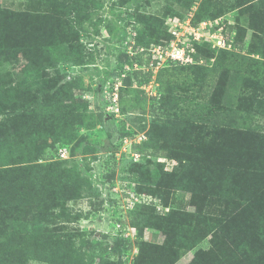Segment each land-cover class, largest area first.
<instances>
[{"label":"trees","instance_id":"16d2710c","mask_svg":"<svg viewBox=\"0 0 264 264\" xmlns=\"http://www.w3.org/2000/svg\"><path fill=\"white\" fill-rule=\"evenodd\" d=\"M131 1L126 0L128 3ZM175 1L184 7L189 4L188 0ZM205 1L201 2V6L193 15L192 24L209 17H216L213 11L210 12L209 5L204 3ZM89 2L90 0H54L52 6L57 11L55 20L48 21V18H42L41 28L35 32H31L32 27L23 19L15 16L13 11L8 9L4 13L1 11L0 58L16 63L20 50H27L28 55H24L27 63L20 67V73L23 80L29 81H36L45 68L54 65L50 61V46L55 49L56 61H68L71 53L79 57L76 62L89 63L86 58H89L91 54H85L87 56L82 54L83 45L81 44L80 49H77L70 44L74 40L73 32L75 33L70 13L78 15L79 4L87 7ZM124 4L125 2H120V5ZM68 8L71 12L66 13L64 16L67 18L62 21L65 17L59 16L58 12L61 13V10ZM128 8L129 6L126 10ZM124 12L126 11L125 9L123 11V8L112 11L113 26H108L112 36L105 38V41L126 42L131 35L126 27L120 26L119 28L117 24L118 19H123ZM174 14H179V12L172 7L166 8L160 18L138 13L137 21L141 19L142 25L133 30L136 32L135 45L147 47L152 43H158L163 37L170 40V34L164 29L166 28L164 20L167 15ZM130 17L132 18V15ZM5 18L10 22L3 23ZM249 24H254V20ZM57 27L61 30L58 31ZM54 29L55 33L52 32ZM245 36L246 31H242L238 36L236 34L233 49L222 50V54H232L236 48L245 54L254 53L264 57V45L260 38L254 34L246 46V42L243 41ZM76 39L78 40L79 37ZM194 45L197 49V52L193 53L196 62L171 63L168 66L192 69L198 74L196 70L204 69L199 64L201 57L205 56L210 59L214 51L202 43L194 42ZM250 58L255 59L252 56ZM134 59L139 60V55H135ZM128 63L131 64L130 59ZM214 68L217 67L214 66ZM103 71L105 72L104 77L98 80L100 86L104 85L109 75L116 74V71L110 68H105ZM159 71V76H161L163 69ZM146 74L149 79L151 76L149 71H132L135 78ZM222 74L221 72L220 81L211 93L194 94L190 100L194 105L190 110L191 115L195 114L199 119L210 118L213 107L224 101L227 87L226 74ZM145 81L147 82V80L143 82ZM51 87L35 88L30 100L28 96H17L16 103L11 105V108L17 111V106L24 108L25 103L28 102L36 106L41 105L46 112H53L54 119L62 117L69 112L71 105L60 99L58 92L51 97L50 94L54 91ZM96 89L99 88L96 87ZM118 93L120 100L123 96L121 87ZM153 97V99L158 98L159 106L163 108L180 104L187 99L185 94L171 93L169 83L165 86L159 83L157 96ZM241 97L232 110L244 113ZM141 101L143 103L146 101L145 96ZM8 104L3 102V95L0 92V115H5V118L0 120V144L11 145L4 159L5 162L0 167V220L10 222L16 235L11 236L10 233L2 230L0 264H28L29 260L43 261L47 264H124L121 260L114 261L110 258V255L114 253H118V257H121L124 250L120 251L115 247L109 249L107 246L101 248V241L97 240L98 238L92 240L94 246L99 244L95 247L98 252L93 257V254L88 255L84 250L82 240L76 244L71 234H65L62 237L55 232L54 227L48 229L49 224H54L56 218L68 219L71 216L72 212L66 206L67 201L77 200L92 193L91 182L84 178L83 180L80 177L77 178L75 174L77 170L80 173L89 171L86 158L75 159L74 171L63 166V163L70 160L72 155L67 159L61 160L56 157L53 159L49 157L51 154L45 153L43 146L39 148L38 144L33 141L28 143L12 140L14 133L22 134L26 128L24 130L15 129V120L8 110ZM221 104L223 108H219L218 112L225 109V104ZM259 109L255 111L257 114L260 113ZM74 119H76L73 120L74 128L70 129V126L63 125L61 130L55 129V142L72 141L73 134L71 133H74V136L78 135L79 128L83 127V120L75 116ZM8 123L10 127H7ZM159 126L158 123L154 124L147 132L148 138L133 145L138 152L143 153L142 159L147 164L129 159L124 160L122 165L129 163V171H134L140 177L137 181L148 184L146 193L151 192L160 197L164 205H168L175 190H183L190 193V203L196 209L195 212L172 209L168 214L162 215L157 212L154 205L151 206L152 204L147 207L138 204L135 209L131 210L132 224L141 230L147 226L161 232L164 236L161 244L143 241L134 259V264H173L182 252L193 248L208 235H211L210 248L197 250L189 264H264V135L262 137H257L255 133L251 135L248 132L250 130L239 127L238 123L232 126L214 123L211 127L201 128V125L192 117H186L174 126L171 137L169 132L166 134ZM41 130L46 133L47 127L43 124ZM28 131L31 132L30 128ZM43 132L38 133L42 135ZM247 132L249 135L246 134ZM173 142L182 144L183 149L169 148V143ZM198 142H201V145L204 143L206 147L199 153L192 150ZM86 144L79 139L74 150L83 154L87 148ZM87 145L97 149L95 142ZM59 146V144L55 145V153ZM186 146H188L187 150H185ZM149 149H153L155 153L162 149L166 150L169 158L178 161L177 166L170 172L165 171L163 163L152 160L145 153ZM73 152L71 149L70 154ZM115 152L116 148L112 147L113 156ZM137 189L142 192L146 190L139 185ZM46 207L49 208L45 214L44 208ZM55 208L60 209V212L53 213L51 210ZM23 210L27 212L36 210L37 214L33 215L34 220L22 214ZM76 215L79 216L78 213ZM112 239L122 243V239L118 236Z\"/></svg>","mask_w":264,"mask_h":264},{"label":"rangeland","instance_id":"374dc122","mask_svg":"<svg viewBox=\"0 0 264 264\" xmlns=\"http://www.w3.org/2000/svg\"><path fill=\"white\" fill-rule=\"evenodd\" d=\"M53 1L0 0V14L1 11L4 13L7 9L13 11L15 16L23 19L32 27L31 32H35L41 28L42 18H48V21L55 20L57 11L52 6ZM202 1L188 0L187 7L175 0H132L131 3L126 0H90L87 7H82L80 3L77 10L79 14L75 16L74 13H70V20L74 22L75 28L74 40L70 44L77 49L83 45L82 54L84 56L91 54L89 58H86L89 63L76 62L79 57L71 53L68 61H56L55 49L50 46V61L54 65L45 68L36 81L23 80L21 77L20 67L27 63L24 58V55L27 56L29 53L27 50H20L16 63L0 58V92L3 95V102L9 103L8 110L14 117L15 129L24 130L26 128L22 134L14 133L12 140L28 143L33 141L38 144L39 148L43 146L45 153L51 154L49 157L53 159L55 157L61 160L67 159L72 155L70 160L63 163V166L69 169L74 168L75 159L86 158L90 173L73 170L77 178L80 177L82 180L84 178L91 182L92 193L77 200L67 201L66 206L72 212L71 216L68 219L56 218L55 223H50L48 229L54 227L55 232L62 237L65 234H71L76 244L82 240L83 248L88 255L96 256L98 249L95 247L99 244L94 246L92 240L98 238L97 240L101 241V248L107 246L109 249L115 247L120 251L124 250L121 257H118V253L110 255L112 260H121L124 264H134V259L139 253L140 244L143 241L159 244L163 242L164 236L161 232L147 226L141 230L131 223V210L135 209L138 204L145 207L152 204L151 206L154 205L157 212L162 215L168 214L172 209L195 212V206L190 203V193L175 190L168 205H164L160 197L151 192L146 193L148 184L137 181L140 177L134 171H129V163L122 165L124 160L129 159L134 162H145L142 159L143 153L138 152L133 145L147 139V132L154 124L158 123L159 127H162L166 134L169 132L170 136L174 126L185 120L186 117H192L195 122L201 125V128L211 127L214 123L226 126L238 123L239 127L245 128L247 131L250 130L248 132L251 135L254 133L257 137L264 135V88H262L264 87V57L254 53L245 54L236 48L232 54L223 55L222 50L231 49L213 48L212 42L203 38L197 43L210 47L214 51V55L210 59L205 56L201 57L202 61L199 64L204 69L196 70L198 74L194 73L192 69L170 67L168 64L164 66L166 69L162 68L161 76H159V70H162L160 68L156 75L153 74L149 79H147V74L135 78L132 75L133 69L127 67L131 55L127 52L126 42L109 41V43L105 41V38L108 39L112 36L108 26H113L112 11L117 8H123V11L124 9L126 11L122 15L123 19H118L117 24L119 28L120 26L126 27L129 34H133V30L142 25L141 19L139 22L137 21L138 13L160 18L166 8H174L179 14L167 15L164 20L165 32L172 38L170 29L173 27L184 32V22L188 20L192 22V17L201 6ZM120 2H125L126 5L122 6ZM204 3L209 5L210 12L213 11L216 16L204 20L211 21L213 25L218 22V26L223 27L225 33L223 34L228 40L233 42L236 34L238 36L242 31H246V38L243 40L246 42V46L254 34L260 38L264 45V0H206ZM128 6V10H126ZM68 12H71L70 8L61 10V13L58 12V14L64 18ZM252 20H254V24L250 25L249 22ZM4 22L9 23L10 21L5 18ZM57 30L60 31L61 28L57 27ZM52 32L55 33V29ZM76 37L79 39L77 40ZM170 40L163 37L157 44L169 46ZM21 42L23 43L22 39ZM195 52H197L196 46ZM105 68L116 71V74L109 75L104 85L100 86L98 80L104 77L103 70ZM143 72L147 71L143 70ZM221 72L222 75L226 74L227 92H225L224 101L221 102L225 104V109L218 112L219 108H223L219 103L213 107L210 118L199 119L195 114L191 115L190 110L194 105L190 100L194 94L211 93L220 81ZM144 80L147 82H143ZM156 83L158 85L162 83L164 86L169 83L171 93L185 94L187 99L167 108L159 106L158 98L153 99L154 97L149 95L150 88L156 87ZM49 86H52L51 88L54 90L50 94L51 97L58 92L59 98L71 105L69 112L62 117L54 119L53 112H46L41 105L36 106L28 102L25 103L26 107L24 108L17 106V111L11 108V105L16 103L17 96H28L27 98L30 100L35 88L42 89ZM198 86L201 88L198 89ZM96 87L99 89L97 90ZM120 87L123 93L122 99L119 100L118 95L116 102L113 103V93L119 92ZM144 96L146 101L143 103L141 99ZM240 96H242L241 106L245 109L244 113L232 110ZM258 109L260 110L259 114L255 112ZM4 116L1 114L0 120L5 118ZM74 116L83 120V127L79 128L78 135L74 136V133H71L73 134L72 141L55 142V129L61 130L63 125L70 126V129L74 128L73 120H76ZM43 124L47 127L46 133L41 130ZM9 125L8 123L7 127H10ZM28 128L31 132L28 131ZM39 131L44 134L39 135ZM248 132L247 135H249ZM79 139L87 144L95 142L97 149L86 144V151L81 154L74 150ZM56 144L60 146L55 153ZM169 145V148L175 149L184 147L182 144L174 142ZM28 146L32 149L30 145ZM62 147H66L68 151L72 149L73 154L66 158H60L58 151ZM112 147H115L117 152L116 155V152L114 153V156L111 154ZM205 148L204 143L201 145V142H198L192 150L199 153ZM10 149V144H0V167L5 162L4 159ZM187 149L188 146L185 147V150ZM145 153L152 160L163 163L164 170L167 172L172 171L178 164L176 159L167 156V151L164 149L156 153L153 149H149ZM138 185L146 190L138 191ZM144 195L146 198L149 195L154 201H136V197L142 200ZM18 207L21 208V206ZM48 208H44L45 214ZM17 211L19 212L18 209ZM51 211L57 214L60 209L55 208ZM23 213L32 219L37 211L23 210ZM77 213L79 216L76 215ZM2 230L10 233L11 236L15 237L16 235L10 222L6 223L0 220V235ZM116 236L122 239V243L112 239ZM210 239L211 235H208L193 248L182 252L173 264H189L197 250L210 248ZM28 264L47 263L29 260Z\"/></svg>","mask_w":264,"mask_h":264},{"label":"built area","instance_id":"2783aa9c","mask_svg":"<svg viewBox=\"0 0 264 264\" xmlns=\"http://www.w3.org/2000/svg\"><path fill=\"white\" fill-rule=\"evenodd\" d=\"M184 32L179 31L176 28H171L172 38L170 40L169 46H162L157 43H152L147 47L135 45L134 37L136 32L133 31L127 41L128 53L131 55L130 60L131 64L128 63L127 67L132 68L133 70H145L151 73V76L156 75L157 71L164 66H167L171 63L178 64H187L196 62L193 53L195 52L194 42H199L203 38L207 39L210 43L212 42V47L216 49L228 48L232 49L233 42L228 40L224 36L223 27L218 26L217 24H212L209 20H202L198 23L192 24L190 20L184 22ZM224 33V34H223ZM134 47H136L134 49ZM133 49V50H132ZM135 55H139V60L134 59ZM202 60L199 61L201 63ZM158 83L153 89L150 88L151 96H157L158 93ZM148 91V92H149ZM112 101L116 102L118 97V92L113 93ZM115 96V97H114ZM70 150L66 147H62L58 151V156L60 158H66L70 155ZM117 152L115 153V155ZM144 195L142 200L135 198L138 202H151L154 199L149 195L147 198Z\"/></svg>","mask_w":264,"mask_h":264}]
</instances>
